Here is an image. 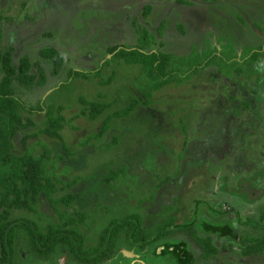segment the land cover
I'll use <instances>...</instances> for the list:
<instances>
[{"label":"rangeland","instance_id":"1","mask_svg":"<svg viewBox=\"0 0 264 264\" xmlns=\"http://www.w3.org/2000/svg\"><path fill=\"white\" fill-rule=\"evenodd\" d=\"M146 6L151 10L144 16ZM0 13L6 16L2 46L15 49L14 65L28 55L32 73L41 67L45 74L43 86H17L27 108L23 116L33 125L16 137L15 153L25 151L24 136L45 127V110L63 106L62 135L70 155L60 141L43 134L30 138L26 148L35 155L50 152L48 174L60 181L54 200L81 196L70 207L42 196L38 214L15 211L14 217L47 226L59 222V212L86 213L83 232L90 239L112 220L132 214H139L147 228L170 219L200 230L217 224L223 231L214 239L222 252L207 260L198 254L192 264H264V255L243 254L244 233H251L250 225L264 211V0H0ZM134 22L153 35L149 52L187 55L195 47L210 48L224 58L232 48L243 62L244 52L262 50L240 77L227 78L217 66L201 67L183 85L155 92L144 106L134 85L140 67L117 65L108 54L110 47L138 44ZM45 48L64 57L58 74L39 56ZM107 60L111 64L96 77ZM223 68L230 69L226 63ZM113 71L114 80L103 85ZM81 98L111 107L94 121H71L83 108ZM134 98L140 104L133 113L117 118ZM109 116L104 136L80 146Z\"/></svg>","mask_w":264,"mask_h":264},{"label":"trees","instance_id":"2","mask_svg":"<svg viewBox=\"0 0 264 264\" xmlns=\"http://www.w3.org/2000/svg\"><path fill=\"white\" fill-rule=\"evenodd\" d=\"M150 10V6H146L144 16H147ZM5 19L6 16L0 13V264H29L33 262V257H54L55 254L59 253L60 243H67L64 245L65 248L74 247L71 241L81 239L75 225L84 223L87 214L59 212V222L50 223L47 226H41L31 218L13 216L15 211H30L38 214L39 199L42 196L65 207L72 206V203L78 201L81 196L70 193L68 196L54 200L53 195L59 191L58 184L60 181L53 179L48 174L47 166L51 160L50 152L45 149L46 151L42 155H35L30 149L26 148L30 138L43 134L60 141L64 153L70 155V149L62 135L64 124L67 122L63 114V106L51 107L45 110V127L39 131V134L24 136L22 142L25 151L22 154L15 153L16 137L33 125L31 120H25L23 116L27 108L18 96L17 86L28 89H33L34 86H43L45 84V74L41 67H39L37 73H32L34 64L28 55H24L20 59L18 66L14 65L15 49L12 46H2L4 37L2 24ZM134 24L138 33V44L132 48L113 46L108 49V54L113 55V61L117 65L125 63L140 67L141 72L135 78L134 85L143 95L141 99L144 106L148 105L147 101L153 97L155 92L168 86L179 87L183 85L193 73L199 72L201 67L216 65L227 76H231V70L235 68L237 74L242 75L244 72L242 63L245 65L257 63L261 54L260 49L262 50L260 48L259 51L244 52L242 63L232 52L226 53L224 59L220 58L218 54H214L210 48L199 51L195 47L187 55L164 51L149 52L148 49L154 39L153 35L145 26L140 25L138 22H134ZM163 27L161 25L158 29L160 36H162ZM39 56L53 65L54 74H58L65 65L64 57L56 48L42 49ZM223 63H228L230 69L225 70ZM110 64V60L104 62L101 69L97 71L96 77L100 75L105 66ZM69 74L80 78L88 77L85 73L74 70H70ZM114 78L115 71L102 84L108 85ZM80 103L83 108L71 121L80 117H88L94 121L111 107L109 104L88 101L84 98L80 99ZM139 104L140 99L134 98L127 107L116 112L115 116L117 118L129 117ZM111 120L112 117L109 116L101 130L94 133V138L88 137L79 145L83 147L93 139L102 138L109 129L108 125ZM77 182L78 179L72 181L68 187H73ZM111 224H125L128 226L124 229L128 238L151 237L152 232H148L143 228V218L139 214L114 219ZM161 224L166 227L164 229L170 230L172 227L175 229V226H178L179 231L188 233L190 238L202 247L204 257L217 253V249L212 245V238L199 235L198 231L200 229L196 228L194 223L182 224L170 219L161 222ZM246 225L250 224L247 222ZM250 226L252 228L251 233H244L243 254L245 256H263L264 211L261 220ZM108 228L111 229L110 233H113L111 236L113 239L123 230L117 227ZM214 231L218 233L217 230L214 229ZM170 233V231H167L164 232V235ZM106 237H109L108 231H104L101 236V238Z\"/></svg>","mask_w":264,"mask_h":264},{"label":"flooded vegetation","instance_id":"3","mask_svg":"<svg viewBox=\"0 0 264 264\" xmlns=\"http://www.w3.org/2000/svg\"><path fill=\"white\" fill-rule=\"evenodd\" d=\"M230 49L235 55V51H233L232 48ZM226 53L228 54V51L225 52L224 59ZM214 54L219 55L217 52ZM226 64L229 66L228 63ZM242 65L244 68L243 75L251 71V66L253 64L245 65L242 63ZM219 71L230 79L234 74L238 77L241 76L237 74L235 68L231 70V76H227L224 71ZM88 217L87 214V219ZM142 226L146 231L152 232L150 238H128L124 230L128 226L125 224H111L110 222L99 232L98 238L90 239L87 238V235L83 232L84 228L88 227L86 222L81 224L78 223L75 225V228L81 236V239H73L71 241L74 247L65 248L64 245L67 243H60L59 253L55 254L54 257H33V262L29 264H190L193 258L198 257V254L201 255L199 256L200 260H207L211 257L218 256L222 252L214 239L218 234L222 233L223 230L220 229L222 225L213 224L208 226L206 224V226L200 230V232H207V236L205 237H211L212 245L217 249V253L209 257H204V250L192 240V238L189 241L187 240V237L190 238V236L186 232L178 231L179 233H176L173 227L170 228V230L164 229L166 227L161 223L152 228H147L145 223H143ZM108 227H117L123 230L113 239L111 238L113 233H110L111 229ZM214 229L217 230L218 233H216ZM104 231H108L109 237L101 238ZM167 231L171 233L164 235V232ZM199 250L202 251L201 254Z\"/></svg>","mask_w":264,"mask_h":264},{"label":"crops","instance_id":"4","mask_svg":"<svg viewBox=\"0 0 264 264\" xmlns=\"http://www.w3.org/2000/svg\"><path fill=\"white\" fill-rule=\"evenodd\" d=\"M192 224V223H191Z\"/></svg>","mask_w":264,"mask_h":264}]
</instances>
